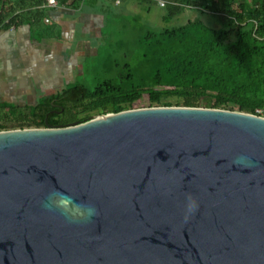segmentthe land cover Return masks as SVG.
<instances>
[{
  "label": "water",
  "instance_id": "1",
  "mask_svg": "<svg viewBox=\"0 0 264 264\" xmlns=\"http://www.w3.org/2000/svg\"><path fill=\"white\" fill-rule=\"evenodd\" d=\"M0 264H264V116L148 106L1 130Z\"/></svg>",
  "mask_w": 264,
  "mask_h": 264
},
{
  "label": "trees",
  "instance_id": "2",
  "mask_svg": "<svg viewBox=\"0 0 264 264\" xmlns=\"http://www.w3.org/2000/svg\"><path fill=\"white\" fill-rule=\"evenodd\" d=\"M56 1L71 8L85 4ZM162 1L168 9L164 20L188 9L204 18L160 29L142 26L131 36L122 30L116 46L105 45L107 71L96 84L74 83L34 104L0 102V131L68 126L138 108L142 101L147 107L237 109L264 116V0ZM47 2L0 0V29L27 24L34 35L49 36ZM207 13L218 26L206 21Z\"/></svg>",
  "mask_w": 264,
  "mask_h": 264
},
{
  "label": "crops",
  "instance_id": "3",
  "mask_svg": "<svg viewBox=\"0 0 264 264\" xmlns=\"http://www.w3.org/2000/svg\"><path fill=\"white\" fill-rule=\"evenodd\" d=\"M123 1L85 0L76 8L47 4L49 36L34 35L27 24L0 29V102L34 104L70 85L84 73L86 60L99 54L96 42L107 15L125 11Z\"/></svg>",
  "mask_w": 264,
  "mask_h": 264
},
{
  "label": "rangeland",
  "instance_id": "4",
  "mask_svg": "<svg viewBox=\"0 0 264 264\" xmlns=\"http://www.w3.org/2000/svg\"><path fill=\"white\" fill-rule=\"evenodd\" d=\"M160 3L161 0H124L122 7L125 11H122L123 13H109L107 15L103 38L96 42L100 46L99 54L96 57H89L86 60L84 68L85 72L82 74H76L75 80L70 85L79 82L84 83L86 86H93L98 82L100 77L103 76V72L107 71L103 62L107 55V52H105L104 49L105 45L111 41L112 45L116 46L120 40L122 30L127 29V36H131L135 34V32H138L142 26L160 29L163 27H174L184 24L188 19L194 18L195 16L200 15L204 18L200 12L188 9L171 20H164L163 16L167 13L168 9ZM116 9L117 8H115L114 11H116ZM205 19L213 26L219 25L218 22L213 19L211 13H207ZM113 70L115 71V68L110 69V72L113 73ZM144 103V101H142L141 104L140 102H137V105L140 107H147L143 105Z\"/></svg>",
  "mask_w": 264,
  "mask_h": 264
},
{
  "label": "built area",
  "instance_id": "5",
  "mask_svg": "<svg viewBox=\"0 0 264 264\" xmlns=\"http://www.w3.org/2000/svg\"><path fill=\"white\" fill-rule=\"evenodd\" d=\"M47 4L50 5V6H56L57 5V1L56 0H47ZM108 1H111V2H114L115 4H121L122 3V0H108ZM162 6L165 4L164 1L161 0V3H160ZM259 112H261L259 110Z\"/></svg>",
  "mask_w": 264,
  "mask_h": 264
},
{
  "label": "clouds",
  "instance_id": "6",
  "mask_svg": "<svg viewBox=\"0 0 264 264\" xmlns=\"http://www.w3.org/2000/svg\"><path fill=\"white\" fill-rule=\"evenodd\" d=\"M52 203H54V201H52ZM190 210H191V206H190Z\"/></svg>",
  "mask_w": 264,
  "mask_h": 264
}]
</instances>
